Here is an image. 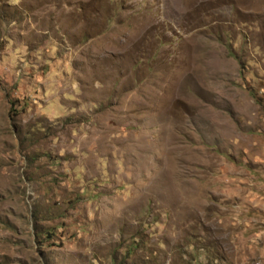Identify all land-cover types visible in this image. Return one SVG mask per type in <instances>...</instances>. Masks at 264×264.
Masks as SVG:
<instances>
[{
	"label": "rangeland",
	"instance_id": "rangeland-1",
	"mask_svg": "<svg viewBox=\"0 0 264 264\" xmlns=\"http://www.w3.org/2000/svg\"><path fill=\"white\" fill-rule=\"evenodd\" d=\"M0 264H264V0H0Z\"/></svg>",
	"mask_w": 264,
	"mask_h": 264
}]
</instances>
